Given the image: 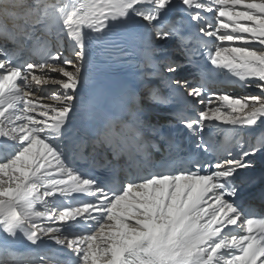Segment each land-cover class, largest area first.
Returning a JSON list of instances; mask_svg holds the SVG:
<instances>
[{
  "label": "snow or ice",
  "instance_id": "6c2138e0",
  "mask_svg": "<svg viewBox=\"0 0 264 264\" xmlns=\"http://www.w3.org/2000/svg\"><path fill=\"white\" fill-rule=\"evenodd\" d=\"M258 154L264 0H0V264H264Z\"/></svg>",
  "mask_w": 264,
  "mask_h": 264
},
{
  "label": "bare ground",
  "instance_id": "6f19581e",
  "mask_svg": "<svg viewBox=\"0 0 264 264\" xmlns=\"http://www.w3.org/2000/svg\"><path fill=\"white\" fill-rule=\"evenodd\" d=\"M150 69H148V68H145V69H142V70H139V75L138 76H136L135 77V79L137 80V81H142L141 79H140V71H149ZM143 82V81H142ZM143 85H144V82H143ZM237 94H243L241 91H235ZM146 107H149V106H146ZM149 109H152L153 111H154V113H155V119H161V120H164L163 118H162V116L164 115L165 116V114L162 112V111H160V110H158V108H153V107H149ZM257 165L258 166H260L261 164H260V162H257ZM256 208H260V205H258ZM261 209V208H260Z\"/></svg>",
  "mask_w": 264,
  "mask_h": 264
}]
</instances>
